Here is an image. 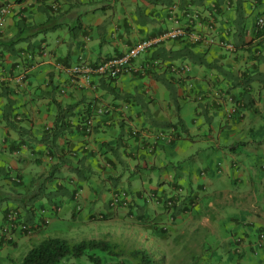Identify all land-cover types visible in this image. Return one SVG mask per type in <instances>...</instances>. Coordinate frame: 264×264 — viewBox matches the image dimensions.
<instances>
[{"label":"crops","instance_id":"crops-1","mask_svg":"<svg viewBox=\"0 0 264 264\" xmlns=\"http://www.w3.org/2000/svg\"><path fill=\"white\" fill-rule=\"evenodd\" d=\"M32 1L19 2L27 3L26 11L16 6L0 28L1 39L15 35L16 15L42 23L47 19L43 8L51 10L49 6L59 0ZM62 1L63 12H68L72 0ZM138 1L134 0L136 6ZM234 1H196L189 5L198 15L192 23L182 16L185 1L142 0L136 10L123 2L121 19L108 30L101 28L102 20L80 21L75 30L52 21L54 29L67 27V33L54 35L51 42L48 36L37 37L30 47L20 43L13 52L0 48V179L18 177L23 187L19 193L9 181L0 187L3 199L8 198L0 218V264L19 261L9 251L4 255L17 239L15 234L10 240L2 234L5 215L16 210L15 199L40 187L45 202L37 200L30 209L32 223L43 220V209L49 220L51 213L71 211L74 229L81 220L125 212L138 226L148 222V229L185 239L184 246L191 248L223 230L233 249L235 239L243 238L236 256L264 259V248L256 253L254 246L258 232L264 230V26L257 27L258 19H264V0H246L243 43L234 28L236 12L230 6ZM174 7L179 11L172 14ZM212 20L214 31L209 30ZM185 25L204 35L194 52L208 67L180 71L179 65L188 61L173 60L170 53L186 42L176 40L147 51L134 61V70L116 79L96 78L95 87L82 86L59 65L96 64L122 55L144 38ZM77 30L81 39L75 36ZM210 35L235 41L237 50L209 44ZM22 73L26 78L19 82ZM230 96L238 103V113L231 117ZM8 98L22 137L4 118ZM99 109L105 110L99 114ZM58 113L66 128L51 142L43 136ZM89 119L94 124L85 133ZM160 131L165 137L158 135ZM118 190L130 195L128 207L109 205ZM170 197L178 200L171 209L164 204ZM20 213L28 216L24 210ZM59 230L58 225L53 232ZM49 236L36 238L40 242Z\"/></svg>","mask_w":264,"mask_h":264},{"label":"rangeland","instance_id":"rangeland-1","mask_svg":"<svg viewBox=\"0 0 264 264\" xmlns=\"http://www.w3.org/2000/svg\"><path fill=\"white\" fill-rule=\"evenodd\" d=\"M63 2L64 1L59 0L57 4L63 7ZM123 2L126 3V6L127 3L130 4L127 6L128 9L132 7L136 10L137 6H142V0L138 1L137 6L134 4V0H72L70 3H68L70 4V9L68 12L48 11V14L51 15L52 20L47 23V26L53 25L52 21H55L60 22L61 24H70V26L73 27V30H75L78 28L80 21L83 23H88L90 21L94 22L95 20H102L103 25L101 28H106L108 30L113 23L121 19L122 11L124 10ZM109 4L113 5V7L105 9L103 8V6ZM171 10H174V12L179 11L177 7L171 8ZM43 13L45 16H47L45 12ZM18 16L19 15H16L17 19H19ZM29 18H32V16ZM60 33L65 35V33H67V27L59 26L56 27V29H50V31L47 33L38 34L36 37H34V39L37 37L44 38L45 36H48V39L51 42L53 36ZM70 33L71 34L69 37L73 39L72 32ZM75 33L76 35H74L79 39L82 38V33L80 30H77ZM106 34H108V32ZM186 61H188L190 66H197L189 59ZM8 181L13 184V187L17 190V193H19V189L23 188L20 184L15 185L12 180H8L7 178L5 179L4 177L0 179V187L8 184ZM222 183L223 182H221V179H218V184H221L222 186L224 185ZM124 187L128 188V185H124ZM50 188H53V186H49V189ZM5 195L10 196L8 192L5 193ZM44 198L45 197L41 198L40 201L43 200V202H45ZM2 199L3 193L0 191V218L2 216L3 208H5L7 205V201ZM36 202L37 201L34 203ZM65 210L60 215L56 216L51 213L52 219L49 220V223L43 225V227L40 229L34 230V232L31 234H24L18 230L13 231L12 235L15 234L17 236L16 242L5 248L4 255L9 251L12 253L11 257L13 259L20 260L32 246L38 244L39 240L36 237L39 235L42 237V235L47 233L50 236L63 237L72 242H77L86 238H100L120 242L125 248H127V251L126 256L117 258L123 259L118 262V264L133 263L129 260L132 258L129 256L128 249H145L149 253L150 257L156 259L157 264H264V259L257 255H254L253 257L250 256V258L244 254L236 256L233 249L234 245H232L231 242H227L229 233L226 234V232L223 230L217 234L216 238L213 239V237H209L207 241L201 242L199 248H191L184 246L185 239L173 236L171 237L170 234L166 233V231L163 233L157 230L155 231L153 229H148L149 226L146 227L148 222H145V225L138 226V224L132 222L125 212L123 213L121 211L119 212H121L122 215H119V213L113 215L112 217L108 216L104 218L98 215L97 218L94 219L87 218L85 221L81 220L82 222H79L75 229L70 228V226L74 223V219L72 218L71 211ZM102 212L105 213L104 210ZM45 214L48 215L47 212H45ZM228 214L229 211L227 215ZM32 219L26 220L29 225L34 224L32 223ZM58 225L60 229L59 232H53L55 227ZM38 238L40 239V237ZM20 239L23 240L22 243L18 242V240L21 241ZM178 255H180V258ZM182 256L184 257L183 259H181ZM66 264L88 263L83 260L77 263L69 261Z\"/></svg>","mask_w":264,"mask_h":264},{"label":"trees","instance_id":"trees-1","mask_svg":"<svg viewBox=\"0 0 264 264\" xmlns=\"http://www.w3.org/2000/svg\"><path fill=\"white\" fill-rule=\"evenodd\" d=\"M174 1L176 0H168L169 4H172ZM179 1H181L182 3L185 1L186 3L185 8H187L189 7V5H193L194 3H196V1H201V0H179ZM17 2H21V0H17ZM57 2L59 1H55V3ZM245 4H246V0H236L232 4L230 3V6L234 5L235 7L236 19L234 21V28L236 29V32L238 33V36H237L238 42L241 41V43H243L241 35L244 32L243 30L245 28V20H246ZM49 8L52 11H54L51 5L49 6ZM25 9L26 8L23 9L24 12L26 11ZM64 9H65L64 6L63 7L60 6L57 12L58 11L63 12L65 11ZM51 10H49L48 7L43 8V12L47 14V19L46 21L39 23V24L29 23L27 16H23L17 19L16 20L17 31L15 35H13L9 39H3V38L1 39L0 37V48H3V50H10L13 52L15 50V46L20 43H26L27 47H30L31 42L34 39V37H36L38 34H41V33H47L48 31H50V29L55 28L54 26L53 27L47 26V23L51 21V15L48 14V11H51ZM28 14H31V13H28ZM190 27L191 25L187 27L189 31H190ZM182 43L184 44V42ZM190 44L189 42H186V44H184L181 49H178L177 51L170 53L172 54L173 60L189 59L192 61V63H195L196 65L208 67L209 64L206 63V61H204L203 59H201L195 54L194 47L196 46V44L194 43H192L191 45ZM59 65L63 69L64 67L68 68L69 66H71V65L66 66L63 64H59ZM12 104L13 103L11 99L8 98L7 104H6V111H5L6 113H4V118L7 124L11 128H13L15 131H17L20 137H22L21 136V134L23 133L22 128L13 119V117H11V114H10ZM65 128H66L65 119L61 118L58 113L54 121L53 127L48 126L46 131H49V132L45 134L43 137L44 138L48 137L51 140V142H55L59 138L61 131ZM84 130H85V133L91 132V131L86 130L85 125H84ZM162 132L164 133V131L158 132V135L160 136V133ZM15 178L18 179V177H15V176H8L9 180H12L15 183V185H18L21 180L19 179L16 180ZM42 193H43V188L40 187L39 189L32 190L31 192H27L26 194H24V196L21 199H15V203L17 204V208L15 209L19 213L24 210L26 214L28 215L26 218H23L25 221L22 219L25 223L28 224L26 220L32 219V216L29 215V211L34 205L35 201L43 198ZM6 199L8 198H4L2 200H6ZM169 201H172L173 206H175L178 202V200L174 197L167 198L164 204L167 208H170V209L172 207H169L167 204ZM42 211H45V209H43ZM7 214L4 217V223H6ZM18 231L24 234H27L21 229ZM261 231L258 232V236ZM1 240H0V243H1ZM242 241H243V238H242ZM8 242L10 243V241ZM236 244L237 243L235 241V245ZM236 247L237 246H235L234 252H236ZM128 250H129V256L130 258H132L129 260L133 262L132 264H157L156 259L150 257L149 253L145 249H128ZM126 251H127V248H125L122 245V243L110 241L106 239L86 238V239H83L77 242H72L63 237L49 236L41 240L38 244L32 246L27 251V253L19 261H16L14 264H66L69 261H72L73 263L74 262L77 263L83 260H85L88 264H118V262H120L123 259H117V258L126 256Z\"/></svg>","mask_w":264,"mask_h":264},{"label":"built area","instance_id":"built-area-1","mask_svg":"<svg viewBox=\"0 0 264 264\" xmlns=\"http://www.w3.org/2000/svg\"><path fill=\"white\" fill-rule=\"evenodd\" d=\"M41 0H33L31 4H36L40 2ZM25 3H19L17 0H7L6 2H3L0 6V28L2 27V24L6 20L7 17H10L14 14L16 6L20 7V9H24L26 6ZM52 9L54 11H57L60 7L59 4L53 3ZM177 12V11H176ZM174 10H171V13H176ZM184 18L188 23H192L193 20L198 17L192 10L191 7H187L186 10L183 11ZM264 26V19H258L257 21V27L262 28ZM188 25L185 26H177L173 29H168L156 36H150L147 38H144L134 44L133 46L129 47L125 53H123L120 56H113L106 58L99 63L92 64L87 61H80L74 65L69 66L68 68L64 67L65 71L69 73L72 76H75L78 78L79 82L82 86L86 87H95L94 80L96 78H107V79H116L120 75L129 72L131 70H134L133 63L137 59H139L142 55H144L147 51L155 49L156 47L160 46L165 41H185L190 42L194 44H198L205 40L204 35L201 33H193L188 30ZM215 24L212 20L209 25V30L214 31ZM207 42L212 45H219L220 47L226 49L229 52H235L237 50L236 44L234 41H231L229 39H217L214 35H210L207 38ZM172 68H175L173 65ZM180 71L184 70L186 72H189L191 70V66L189 64H180L179 65ZM177 70V69H175ZM26 78V75L22 73L18 77L19 82H23ZM192 87V86H190ZM216 97H219L220 93L219 91L215 94ZM233 97H229V101L232 102V108H230L228 112V116L231 117L234 114L238 113V103H235L233 101ZM105 109H99L98 113L102 114ZM94 124L93 119H89L86 121L85 126L87 131H91L92 126ZM160 136L165 137V133H160ZM168 141L172 140V136H167ZM18 180L17 178H15ZM131 197L125 190H118L115 193H113L109 205L112 208H118V207H128ZM169 207H173L172 201H169L168 203ZM45 211H42L41 214L43 215V220L40 222H35L33 225H29L25 223L22 219L23 216L21 213H19L17 210H11L6 216V223L5 227L2 229V234L6 236V239H10L9 236L11 233L15 230H22L26 232L27 234H31L34 232V230L43 227V225L49 223V219L44 216ZM236 241V252H241V246H242V238L238 237L235 239ZM255 251L256 253L264 248V230H262L259 233V236L257 237L256 241L254 242Z\"/></svg>","mask_w":264,"mask_h":264}]
</instances>
